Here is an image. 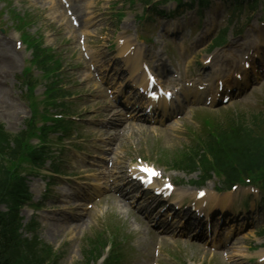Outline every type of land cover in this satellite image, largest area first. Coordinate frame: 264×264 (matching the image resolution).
I'll list each match as a JSON object with an SVG mask.
<instances>
[{
  "label": "rangeland",
  "instance_id": "obj_1",
  "mask_svg": "<svg viewBox=\"0 0 264 264\" xmlns=\"http://www.w3.org/2000/svg\"><path fill=\"white\" fill-rule=\"evenodd\" d=\"M225 3V0H211L210 6L204 9L206 12L204 11L203 17L207 14L206 17L209 16L210 19H216L215 31L218 30V27H221L217 24V19L226 15L225 12L222 11V9L225 8ZM117 4L118 3L114 0H96V2H93L89 7H84L82 12L94 8V12L98 14H115L118 7ZM213 4L216 10L220 9V11L218 10L219 13L216 11L214 15L209 12L210 7L213 6ZM3 5L4 1L0 2V6H2L0 8H3ZM8 5L10 9L14 10L16 15H25V22L22 25V30H26L30 37L37 35L42 47L45 48L51 46L60 55L63 53L72 54L74 52L70 47H72V42L77 31L70 28V22L69 20L67 21V17L64 15L57 0H12V2L9 0ZM135 8V12H132L134 11L132 10L125 11L124 13L125 18H123L128 23L127 32L134 35L143 29L149 36L156 35L158 24H156L155 18L151 21L142 20L137 22L135 20V14L139 12L141 6L136 5ZM164 9L175 10V7L174 4H168ZM192 11L196 13V10ZM261 11L262 15H264V8L259 5L257 11L254 13L256 19L260 17L259 15ZM261 18L264 20V16L260 17V19ZM3 19L5 20L3 25L8 28L7 30L2 26V28L8 32L7 35L4 36L5 39H7L11 45H13L15 40L19 42L18 40L21 37L20 31L16 29L15 22H12L8 17L7 11L3 16ZM122 19H120L119 24H121ZM110 20L116 22L114 17ZM114 22H111V26L116 28ZM204 22L208 21L206 20ZM202 23L203 20L201 23H198V26ZM180 30L183 32L184 26L181 25ZM193 30L195 32L198 30V27ZM243 35L245 34L232 35L229 37L225 48L231 46V41H234V43L242 45V48L244 45V51H246L248 47L249 49H252L253 45L257 43L254 36L247 35V37H244ZM167 37L168 34H164V36L157 35V39H166ZM172 42L175 43L174 40H172ZM168 43L169 44H166V50L170 55V60L173 62L172 65L185 63L187 69L193 72L196 70V65L198 63L200 64L202 58L206 55L202 54V57L198 56L194 61L191 60V58L187 60L182 58L183 60H180L177 57V47L169 41ZM20 45L17 57L14 61L13 72L7 76L9 93L5 96H3V94L0 95V123L7 131L12 133L23 128L25 120L32 115L30 106L24 99V94L22 93L25 91V88L18 89L17 83L14 84L15 76L21 71L24 61L27 64L26 61L29 57V51L23 44L20 43ZM12 48L15 49V47ZM151 49V47L147 49L148 53ZM188 52L189 50H186V58ZM196 52L197 51H193L192 54H195ZM150 53L152 54L153 52ZM217 53H219V50H213L211 54L215 55ZM239 58L240 57L236 60L238 61ZM79 62L80 58L76 55L75 65ZM185 68L186 67L184 66L183 69L185 70ZM67 72V75L71 74L72 77L75 76L71 70H68ZM81 77L82 75L80 78ZM89 85L94 87L91 83H89ZM77 87L80 90L82 88L80 84H78ZM244 92L246 95H244ZM244 92L242 94L243 98H236L233 102L229 103L228 106H223L220 109H213L211 112L207 111V114L213 115L216 117V120H219V122H224L226 119H232L241 114H243L245 119H248L250 118L251 113L264 112V77L259 79L257 86L253 87L252 90ZM41 93L42 89L36 87L33 94L38 97ZM104 110L105 108L102 106H94L85 107L83 111L88 115L102 113ZM198 112L199 111L196 112V110H192L190 113H185L183 118L175 122L173 128L168 130H164V127L153 130H147L148 128L145 127H141L142 129H140L134 126L127 128L126 132L122 134V144L120 151L117 150V158L127 161L131 159L132 156L135 157L136 154H142L145 152L147 157L154 159L156 163L163 166L165 171L173 173V179L189 178L188 181H190V179H193L198 173L188 175L186 173L172 171L169 166L161 163L160 158L163 155H174L177 149L183 148L189 144L187 138H190V135L188 133L195 132V130L200 128L199 117H197L199 121L193 122ZM37 119L38 117H36V120ZM182 129H185L186 131ZM185 136H187V138ZM29 142L34 144L37 140L30 139ZM117 145H119V143H117ZM99 154V152L96 153V155ZM62 156L66 159L64 161L66 165H70L71 167L72 163H75L79 167L82 166L73 158V156L70 157L68 152H64ZM88 160H90V158H88ZM23 166L26 168V171L22 170V172L24 173L25 171L27 173L28 184L33 195L31 202H40L42 206L40 209H33L30 208V206H25L21 210L23 225L28 224L27 227L22 230L23 241L27 248L25 247L23 252L22 243H14L13 241V248L11 250L13 254L9 251V254L14 255L18 260V264H30L26 257L21 256L20 259H18L19 255H21L20 251H22V254H28L37 250L49 251V253L56 252L59 254L58 260L54 257L48 259L46 264H56V262L59 264H86L83 260V250L87 248L88 238L98 239L104 237L109 232H115L116 229L118 233L120 227L123 235V249L120 264H154L156 258L159 259L157 260L158 264H229L228 260L225 259L229 255L235 258L242 257L247 260L249 257L258 256V254L263 252V250L257 247L254 249V247L263 243L264 237L255 236L251 227L259 225L264 221V209L259 207L261 201L257 197H255V203H250L247 204V206H244L243 202L246 198L243 196H246L249 201L252 198L251 196L245 195L246 193H239L238 196H235V202L231 206L229 205L230 196L228 201L223 204L224 208L227 206L224 211L228 218L224 219L222 224L226 226L230 223L236 232L235 236L236 234H242L241 236H243V238L237 240L233 247L234 249H230L227 253L225 252V255L220 253L215 254L216 252H213L202 245L186 241L187 238H184L182 240H175L173 242L174 244L163 242L164 246L160 241L161 252L159 257H156L152 253L154 249L153 246L159 245L160 242L153 239V236L149 233L148 229L141 224L132 212L126 210L125 207H122L121 203L108 193L103 196L102 201L96 204L93 209H82L80 213H78L81 217H77V220H71L75 219L71 214L69 215L71 216L70 220L68 218V220L61 221L62 223L60 224L59 222L54 224L55 222L53 220L46 222V219H44L45 213L50 214L47 216H56L58 214L60 215L62 213L61 211L65 208L64 204L62 205L52 200V194L57 190L56 186H58V184L50 186L48 191L44 192L43 187L48 179L44 176L45 171H37V173L30 175L29 171L31 168L26 164ZM220 185L215 183L214 187L217 188ZM223 197H226V195H222L221 201L223 200ZM61 215L67 217L68 214L63 213ZM220 227L222 229V226H219L215 222L214 230L217 231ZM237 249H239L238 252L236 251ZM104 254L105 252L102 256H104ZM152 260L154 261L151 263ZM33 264H35V261ZM88 264H100V258L90 261Z\"/></svg>",
  "mask_w": 264,
  "mask_h": 264
},
{
  "label": "trees",
  "instance_id": "obj_2",
  "mask_svg": "<svg viewBox=\"0 0 264 264\" xmlns=\"http://www.w3.org/2000/svg\"><path fill=\"white\" fill-rule=\"evenodd\" d=\"M247 137H242L239 144H244L247 150H243L240 154L242 156L241 161H238L234 165L227 167L229 174H235L239 170L252 171L255 169H264V139L259 137L254 139V141H249ZM250 147V148H249ZM249 148V149H248ZM6 179L3 181V190H7L11 187L6 184ZM12 187L15 189L16 184L12 183ZM2 190L3 198L7 197V194ZM10 197H14V193H10ZM6 214L0 213V264H18V260L12 253L13 241L11 238V233L13 231V224L8 222V217ZM11 251V254H9Z\"/></svg>",
  "mask_w": 264,
  "mask_h": 264
},
{
  "label": "bare ground",
  "instance_id": "obj_3",
  "mask_svg": "<svg viewBox=\"0 0 264 264\" xmlns=\"http://www.w3.org/2000/svg\"><path fill=\"white\" fill-rule=\"evenodd\" d=\"M259 39H260L261 42H264L263 38H259ZM7 49H10V47H7ZM0 66L4 67L7 70L12 68L13 64L11 62V58L7 54H1V56H0ZM232 67H233V64L229 65L227 71L231 70ZM245 73L248 74V71H245ZM247 80H249V78L245 77V79L243 80L242 83H247ZM240 85H242V84H240ZM80 195H82V193ZM87 195L88 194H84V196H87Z\"/></svg>",
  "mask_w": 264,
  "mask_h": 264
},
{
  "label": "snow or ice",
  "instance_id": "obj_4",
  "mask_svg": "<svg viewBox=\"0 0 264 264\" xmlns=\"http://www.w3.org/2000/svg\"><path fill=\"white\" fill-rule=\"evenodd\" d=\"M144 171H147L152 175H158V173H156L155 170H153V169H144Z\"/></svg>",
  "mask_w": 264,
  "mask_h": 264
}]
</instances>
